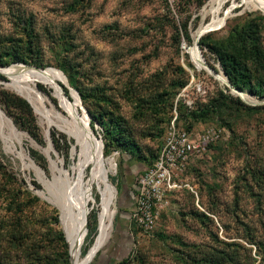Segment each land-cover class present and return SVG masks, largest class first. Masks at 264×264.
<instances>
[{"label":"rangeland","instance_id":"obj_1","mask_svg":"<svg viewBox=\"0 0 264 264\" xmlns=\"http://www.w3.org/2000/svg\"><path fill=\"white\" fill-rule=\"evenodd\" d=\"M77 2L0 0V68L22 66L43 99L34 111L16 82L0 74V89L27 100L34 120L33 137L12 125L13 132L0 110V264L67 259L60 213L50 203L64 179L72 203L77 186L80 258L99 246L103 213L111 216L108 238L88 264H264V0ZM222 21L200 36L198 55L197 31ZM70 90L87 121L67 100ZM185 102L207 115L193 119ZM45 112L84 134L87 122L111 198L79 135L47 121ZM174 116L194 133L217 126L223 137L184 166L178 182L185 187L166 198L143 232L130 221L131 190ZM118 132L121 145L111 142ZM87 205L83 237L79 210L83 215Z\"/></svg>","mask_w":264,"mask_h":264},{"label":"built area","instance_id":"obj_2","mask_svg":"<svg viewBox=\"0 0 264 264\" xmlns=\"http://www.w3.org/2000/svg\"><path fill=\"white\" fill-rule=\"evenodd\" d=\"M195 90L198 95L205 93L198 85H195ZM185 105L191 107L189 102H185ZM175 119L176 116L164 129L155 161L137 176L133 186L134 203L130 221L143 232L153 228L158 211L166 204V198L185 187L178 182L184 166L204 153L208 144L223 137L224 131L216 126H206L199 133H194L177 125Z\"/></svg>","mask_w":264,"mask_h":264},{"label":"bare ground","instance_id":"obj_3","mask_svg":"<svg viewBox=\"0 0 264 264\" xmlns=\"http://www.w3.org/2000/svg\"><path fill=\"white\" fill-rule=\"evenodd\" d=\"M226 18L227 17H224V21ZM224 21H222L221 23L219 22L216 25H219V27H220ZM216 25H214V26H216ZM193 49L195 50L194 47H193ZM195 52L198 53L196 50H195ZM22 69H23V67L20 65L19 66H10V67H6V68H0V74L12 79L13 81H15L16 85H17V89L31 103L34 111H37V109L35 107V103L38 105H41L42 104L41 98L36 93L37 90L35 88V84L33 83L36 91L25 80V77L23 76V74L21 72ZM62 82H63V78H62ZM54 93L56 96H59V92L56 88L54 90ZM18 95H20V94H18ZM70 95H71V98L73 100L72 103H75L79 107V103L77 101L76 95L72 91H70ZM79 109H80V107H79ZM0 116H2L1 113H0ZM81 116H83L85 118V115L83 112H82ZM44 118L47 121L55 123L58 126L62 127L63 129L67 130V132L69 131V132L75 133L77 136L79 135V140L82 143V145L84 146V149L93 158V161L95 164V172H96L97 177L99 178V180H101V182H103L106 185L108 195L111 198L114 194L113 188L111 186H109L105 180V175L102 172L103 171V165H102V163L99 164L100 160L98 157L100 155L97 151V146L94 144V142L96 144H98V146L100 147V150H101V146H100V143L97 140H95L94 137L89 133L88 126H87V131L85 130L84 131L85 134H84L80 130H78L72 123L68 122L60 114L55 113L53 116L52 115L50 116L49 114H47V112H45ZM86 121H87V119H86ZM6 122H7V125L9 126L10 130L14 132V129L12 128L10 123L7 120H6ZM4 127L6 128V126H4ZM100 165H101L102 171L99 170ZM64 182H65V184L63 185V190H62L63 192L58 194L56 202H51V200H50V203L60 213L59 223H60L62 230L64 231V234H65V237L67 240V244H68V248H69V256H70L69 257V261H70L69 264H88L92 260V258L95 256L97 250L104 245V243L106 242V240L108 238L109 231H110V224H111V216L110 215L107 216L105 212L103 213L102 218L99 221L100 227H101V238H100L99 246H97V248L94 251H91L90 253H88L85 257L80 258V256H79V249L80 248H79V242H78V232L76 229V220L74 218L75 213H74V208H73L74 207L73 204H75V200H76L77 186H76V191H75V196H74V202L72 203V193L70 192L68 183H66L65 179H64ZM107 202L108 201H106V203L104 205L103 211L106 210ZM79 212H80V215H79V222L78 223L80 226L82 209H80ZM80 234H81V227H80Z\"/></svg>","mask_w":264,"mask_h":264},{"label":"trees","instance_id":"obj_4","mask_svg":"<svg viewBox=\"0 0 264 264\" xmlns=\"http://www.w3.org/2000/svg\"><path fill=\"white\" fill-rule=\"evenodd\" d=\"M77 1H80V0H77ZM77 1L74 0V3L78 5L79 2H77ZM181 30L183 31V34H184L185 39L188 40V36L186 34V30H185V27L183 25L181 26ZM200 41H201V37L197 41V43H198L199 46H201ZM221 68H222V71L224 72V74L229 79V82L231 83V85L233 87H235L236 89H240V87L238 86V84L235 82V77L234 76H230V74L228 73V70H227L226 66H221ZM36 81L37 80H35V82ZM249 92H251L253 95L254 94L256 95V92H254L252 90H249ZM38 95L40 96L39 93H38ZM70 97H71V95H70ZM41 99H42V97H41ZM67 100L71 102L72 101V98H71V100H69V99H67ZM25 101L27 102V100H25ZM25 101L22 98H20L19 95L17 96L14 93H11V92H8V91H5V90L0 89V110L3 112V114L6 117H8L10 119L12 125L15 128H17L18 130L24 131L29 136L33 137L34 136V132H33V129H34V120H33V116H32L31 110H30L29 106L27 105V103ZM190 108H191V110L189 111L190 112V116L193 119H201L202 120L207 115V112H208L207 109H200L199 111H194V110H192L193 109L192 107H190ZM60 110H61V108H60ZM115 123L116 122H114V120H113V124L111 122L112 126L116 127L115 126L116 125ZM114 129H116V128H113V130ZM184 129L186 131H190L191 130L189 128H184ZM111 130H112V128H111ZM163 134H164V131H163ZM163 134H162V137H163ZM125 141L126 140H124V138L121 136V133L120 132H118V136L117 137H114L111 140V142H116V144L118 143L117 145H121ZM108 144H109V142H108ZM213 145H214V143L208 144L206 146V148L207 147H211ZM135 182H134V184H135ZM131 192L134 195V189H132ZM77 207L79 208V202L77 204ZM88 213H89V208H88V205H87V207L84 208V210H83L82 221H81L83 237H85V235H86V222H87V218L86 217H88L87 216ZM83 254H85V252ZM126 263H127V259H121L116 264H126ZM61 264H69V256H68V254H67V259L66 260L65 259H62Z\"/></svg>","mask_w":264,"mask_h":264},{"label":"water","instance_id":"obj_5","mask_svg":"<svg viewBox=\"0 0 264 264\" xmlns=\"http://www.w3.org/2000/svg\"><path fill=\"white\" fill-rule=\"evenodd\" d=\"M219 28V25H216V26H212V27H209L208 25H206V26H204V27H202V28H200L198 31H197V33H196V37H195V40H194V45H193V47L195 48V50L198 52V50H197V45H196V43H197V39L201 36V35H203V34H205V33H207V32H211L212 30H215V29H218ZM198 55H199V53H198ZM200 57V56H199ZM201 59V58H200ZM202 61V60H201ZM202 64H203V62H202ZM203 66H204V64H203ZM205 67V66H204ZM206 68V67H205ZM207 69V68H206ZM208 71H209V69H207ZM210 72V71H209ZM70 91H72L73 93H74V91L73 90H70ZM75 94V93H74ZM76 95V94H75ZM77 101H78V99H77ZM79 103V102H78ZM79 107H80V110H82V112L84 113V115H85V118L87 119V116H86V113H85V111L81 108V106L79 105ZM0 113L2 114V112L0 111ZM3 115V114H2ZM10 124H11V122L9 121V120H7ZM86 125L88 126V124H87V122H86ZM11 126H12V124H11ZM12 128L14 129V127L12 126ZM88 130H89V133L93 136V134H92V132H91V130L89 129V127H88ZM94 137V136H93ZM106 180V179H105ZM107 181V180H106ZM107 184H108V182H107Z\"/></svg>","mask_w":264,"mask_h":264},{"label":"flooded vegetation","instance_id":"obj_6","mask_svg":"<svg viewBox=\"0 0 264 264\" xmlns=\"http://www.w3.org/2000/svg\"><path fill=\"white\" fill-rule=\"evenodd\" d=\"M132 193V192H131ZM133 195V194H132Z\"/></svg>","mask_w":264,"mask_h":264}]
</instances>
